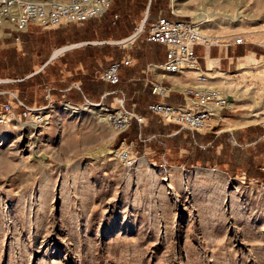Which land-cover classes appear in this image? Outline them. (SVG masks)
<instances>
[{
	"label": "rangeland",
	"instance_id": "obj_1",
	"mask_svg": "<svg viewBox=\"0 0 264 264\" xmlns=\"http://www.w3.org/2000/svg\"><path fill=\"white\" fill-rule=\"evenodd\" d=\"M168 4L113 0L104 18L33 30L20 47L0 37V80L8 81L0 83L5 91L0 98L17 90L27 107L45 108L41 124L19 120L20 110L0 124V264H264V130L259 125L264 118V0L177 4L179 19L194 24L210 48L227 51L231 59L218 69L228 77L209 81L238 101L222 114L220 129L252 121L241 127L247 133L240 147L221 134L213 139L221 149L202 150L189 131L123 96L124 106L140 112L144 123L116 135L106 112L93 107L97 104H79L73 106L78 111L68 113L59 98L68 79L88 83L90 92L99 90L101 72L131 46L115 42L140 28L135 43L145 42L149 24ZM114 14L119 15L116 26ZM203 15L210 22H203ZM241 37L245 44L234 46ZM78 39L92 45L66 59L70 65L84 60V75L62 82L58 58L42 68L52 54L70 49L66 41ZM247 56L257 64L240 70ZM203 72L208 78L217 75ZM25 74L35 75L12 82ZM130 141L136 144L133 159L120 161L116 151Z\"/></svg>",
	"mask_w": 264,
	"mask_h": 264
},
{
	"label": "built area",
	"instance_id": "obj_2",
	"mask_svg": "<svg viewBox=\"0 0 264 264\" xmlns=\"http://www.w3.org/2000/svg\"><path fill=\"white\" fill-rule=\"evenodd\" d=\"M113 0H0V37L11 38L13 35L26 33L30 27L41 31L56 30L68 25L82 26L85 23L104 17ZM169 0L168 12L175 19H168L163 12L149 25L146 41L159 44L165 48V62L161 66H150L151 70H161L169 75H194L192 85L185 87L179 84L164 85L158 81L150 82L151 94L158 102L149 104L146 111L157 116L166 124H174L189 132H208L212 129L214 117H221L223 111H230L229 94L226 90L213 87L210 78L200 67L199 59L194 52L196 46H201V36L197 27L179 19L174 3ZM118 16L113 17V22ZM16 42L19 38L16 37ZM244 38L234 40V46L244 45ZM129 58L120 62H112L100 74L99 79L115 86L120 82L119 68L130 66ZM149 70V68H148ZM180 92L183 97L181 105L165 102L169 94ZM49 97H46L48 99ZM51 103V98L49 100ZM68 103V102H66ZM115 107L105 108L108 123L116 135L125 133L133 123L141 125L144 118L138 116L124 106V101H117ZM91 105L85 102L83 104ZM96 105V104H92ZM42 109L29 108L16 94H8L6 101L0 104V124L16 114L19 120L43 122ZM264 129V118L260 123ZM136 144L133 141L123 142L116 151V158L123 162H131ZM255 183H260L255 180Z\"/></svg>",
	"mask_w": 264,
	"mask_h": 264
},
{
	"label": "crops",
	"instance_id": "obj_3",
	"mask_svg": "<svg viewBox=\"0 0 264 264\" xmlns=\"http://www.w3.org/2000/svg\"><path fill=\"white\" fill-rule=\"evenodd\" d=\"M161 12H163V14L168 19L170 20L175 19L173 16L169 14L168 8L166 9L165 12L164 11H161ZM114 16H118V20L115 23L113 22ZM156 17L157 15L155 16V18ZM155 18L151 22H153ZM97 20H100V19L91 20L85 24H89ZM118 22H119V15L114 14L111 19V24L113 26H116ZM68 26H75V25H68ZM33 30H40V29L36 27H30L26 33L20 34V35H13L11 38H7V39L11 40L12 44L18 45L20 47L22 44V40L24 38L29 37V35L32 33ZM141 31H142L141 28L137 29L136 32L130 37L128 38L123 37L122 39H119L121 41L115 42L116 44L119 43L121 45L123 44L131 45L129 46L130 48H128L129 50L123 53V56L121 57V59L119 60L116 59L109 63L111 64L112 62H120L121 60H125L126 58H129L132 61L130 66H121L119 68L120 82L118 85L112 86V85H109L103 82L104 84L100 83V86H98L99 90L90 92L87 89L89 87L88 83L82 84L80 81L71 82V80L68 79L67 83L64 85L62 90H60L59 98L62 99L63 102H68L66 104L72 105V106H76L79 104L82 105L85 102H88L91 104H100V105L109 107L110 106L109 104H112L111 102H117L123 96L127 102H131V105L135 106L136 104L139 105L140 103H144V110L146 111V107L149 104L158 102V98L151 94L150 82L158 81V82L163 83L164 85L179 84L180 86H183V87L187 85H192L194 81H193V78H189V74L169 75V74L164 73L161 70H151L150 66H161L165 62L166 51L162 45L149 43L146 40L145 42L135 43V40ZM16 37L19 38L18 42H16L15 40ZM112 39L117 40L118 38L112 37ZM65 44H71L69 45L70 49L59 50L62 52L57 54L56 57H55V54L54 56L52 54L51 57L48 60H46V62L44 63L42 67V68H47V66L50 65V63L53 60L58 58L59 61L63 64V68L61 72L62 73L64 72L65 74V76L62 77L63 78L62 82H64L65 79L70 78L72 76H79V74L80 75L85 74V72L87 71V67L85 65L84 60L78 59L76 60L74 65L73 64L70 65L68 59L66 58H68L70 53L72 54L73 51L78 49L79 47H82L83 45H92V43L88 41L80 42L79 39L74 41L73 43H69L68 41H66ZM64 47H67V46H64ZM194 52L199 59V64H200L201 69L203 70L204 68H206L208 70L210 66L212 65V67L214 68L211 70V72L216 71L217 75L215 76H218L219 73H222L218 71V69H220L221 61H225L226 59L231 60L227 55V51L223 52L222 49L220 51H216L215 49L210 48V45L196 46L194 48ZM247 57L244 58V65L243 67L240 68V70L244 68V66L246 67ZM35 74L29 75V76L25 74L20 78L15 77L16 80H13L12 82L20 83V82L30 80L32 77H34ZM222 74H225V73H222ZM88 81H92L94 83L92 79ZM6 82L8 81L0 80V83H6ZM210 84L212 85L211 82ZM91 87L95 88V84L91 85ZM4 92L5 91L0 90V93H4ZM15 94L17 95V97L23 98L17 90H15ZM144 95H146V100H147L146 102H142ZM44 98L46 100V96H44ZM5 101L6 99L2 100V98H0V104L4 103ZM165 102L169 104H174V105H181L183 103V97L180 92H173L169 94V96L165 99ZM125 108L127 110H133L135 114L143 117L140 112H135L134 109H128L126 105H125ZM226 111L227 110L223 111V113H225ZM222 114H221V117H216V119L213 120V126L210 131L205 132V133L189 132L191 136L190 139H192L193 143L196 146H198V148L202 150H206L208 148L213 149L214 146L216 147L218 146L217 148L221 149L223 147V144L218 143L216 145L215 142L213 141V139L219 138L221 134L226 135V137L228 138V143L230 145L240 147V144L238 143H241L240 140L244 139L247 133V131L244 130L245 128H241V127H245V126H239L237 128H232L231 130L220 129L222 127V124H221L222 121L225 120L224 117L222 118L223 116ZM259 125L261 127V124ZM195 136H196V139H195Z\"/></svg>",
	"mask_w": 264,
	"mask_h": 264
},
{
	"label": "bare ground",
	"instance_id": "obj_4",
	"mask_svg": "<svg viewBox=\"0 0 264 264\" xmlns=\"http://www.w3.org/2000/svg\"><path fill=\"white\" fill-rule=\"evenodd\" d=\"M178 4V1L176 2V3H174L173 5H174V7L176 8V13H177V5ZM226 4H229V2H226ZM231 4V3H230ZM263 8V13H262V16L264 17V7H262ZM204 16V19H203V22H210V17L209 16H205V15H203ZM235 19H236V17H234ZM237 18H239V17H237ZM198 29V28H197ZM137 30V29H136ZM198 31L200 32V36H201V44H203L204 46L206 45V46H208V45H210L211 43L209 42V40L208 39H206V37L205 36H203L202 35V33H201V31H200V29H198ZM60 52H62V51H59L58 53H56L55 54V56L57 55V54H59ZM261 63H262V68L264 69V58L262 57L261 58ZM255 64H257L256 63V60L255 59H253V57L252 56H248L247 58H246V67H245V69H247V68H250L251 67V69H252V66H254ZM214 67H212V65L210 66V68L207 70L208 72H211V70L213 69ZM245 72V71H244ZM244 74V73H243ZM246 74V73H245ZM208 75H210V74H208ZM228 77V75H226V74H222V73H219V75L218 76H211V80H213V79H215V78H223L224 80L226 79ZM228 80V79H227ZM224 84H226V82H224ZM229 97L231 98L230 100H229V105L230 106H232L233 107V105H235V102L237 101L236 99H235V96H231L230 94H229ZM238 102V101H237ZM93 107H95V108H98L101 112H103V113H105L106 111H105V108H103V107H99V106H93ZM65 111H67L68 113L69 112H72V113H74V112H76V111H78L79 109L77 108V107H73V106H70V105H66L65 106ZM71 114V113H70ZM216 117H218V116H216ZM216 117H214V118H216ZM255 117H257V115H252V116H250V118H255ZM245 119H247V118H245ZM244 119V120H245ZM107 120H108V118H107ZM237 121V123L235 124V125H229L230 123H228V129L229 130H231L232 128H234L235 126H245L246 124H248V123H250V122H252V121H250V120H248V121ZM227 129V130H228ZM112 154V153H111Z\"/></svg>",
	"mask_w": 264,
	"mask_h": 264
},
{
	"label": "water",
	"instance_id": "obj_5",
	"mask_svg": "<svg viewBox=\"0 0 264 264\" xmlns=\"http://www.w3.org/2000/svg\"><path fill=\"white\" fill-rule=\"evenodd\" d=\"M231 98L229 97V100H230Z\"/></svg>",
	"mask_w": 264,
	"mask_h": 264
}]
</instances>
